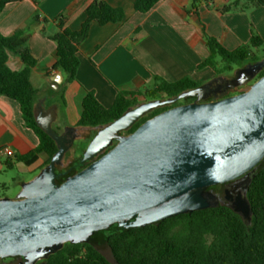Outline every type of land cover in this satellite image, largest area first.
Instances as JSON below:
<instances>
[{
	"label": "water",
	"instance_id": "1",
	"mask_svg": "<svg viewBox=\"0 0 264 264\" xmlns=\"http://www.w3.org/2000/svg\"><path fill=\"white\" fill-rule=\"evenodd\" d=\"M263 70L264 58L235 71L228 87L240 90L225 98L212 95L218 90L211 81L177 98L128 109L96 129L81 161L92 162L61 184L56 183V168L65 167L80 130L56 132V107H36V122L58 151L21 184L16 197L0 198V264L10 257L38 264L65 244L90 243L95 233L115 224L142 227L216 207L220 199L211 187L242 176L251 182L254 169L264 161V75L258 77ZM61 81V73L48 79L54 89ZM187 97L195 99L121 134L154 109ZM233 209L251 221L246 195Z\"/></svg>",
	"mask_w": 264,
	"mask_h": 264
},
{
	"label": "trees",
	"instance_id": "2",
	"mask_svg": "<svg viewBox=\"0 0 264 264\" xmlns=\"http://www.w3.org/2000/svg\"><path fill=\"white\" fill-rule=\"evenodd\" d=\"M22 0H0V12L10 3ZM164 0H134V10L138 13H148L156 4ZM213 0H192V7L198 9L202 3ZM264 7V0H229L220 12H245ZM85 20L79 30H72L66 25V18L60 15L55 18L58 31L50 36L56 43L53 67L46 71L48 77L52 71H62L66 82H74L80 65L78 57L79 46L87 39L90 27L96 23L104 26L109 23H120L125 19L121 7H113L103 0H93L84 10ZM39 12H35L32 21L39 20ZM209 56L198 66V69L210 67L215 72L211 81L227 80L234 77L235 68L254 58L251 48L264 46V40L251 30L249 44L235 50H228L214 37L203 30ZM28 36L24 31H16L11 36L0 34V96L16 101L21 110L25 125L31 129L39 140L38 146L26 155L16 156V162H22L30 167L45 156L41 169L47 166L58 151L55 141L37 124L35 109L38 90L31 82L32 70L38 61L27 46ZM17 55L23 63L19 71L12 70L8 61L10 55ZM259 60H251L249 64ZM242 68V67H241ZM264 75V70L259 77ZM210 81V82H211ZM203 85L190 77L176 82H167L155 78L152 88L139 92H119L110 108L104 107L95 94L88 91L83 99L82 114L77 124L78 128L93 131V136L81 153H67L65 167H57L56 183H63L68 177L79 172L90 162H81L83 153L97 133V128L110 124L121 117L128 109L141 103L156 99L177 98L185 91L196 89ZM219 99L237 93V89L224 84L216 88ZM63 92V88L60 90ZM195 97H187L171 105L156 108L141 118L130 130L134 132L146 120L171 107L190 103ZM213 100V97L210 99ZM62 103L65 105V101ZM8 168L12 163L6 162ZM254 176L247 188L246 198L251 207L252 219L245 220L229 205L219 204L216 207L183 213L165 220L142 227H123L112 225L107 230L95 233L90 243L65 244L52 254L45 264H264V161L254 169ZM216 187H211L215 189ZM0 187V198L6 197ZM134 220L128 221L132 223ZM99 247L100 249H97ZM106 248L109 258L104 252Z\"/></svg>",
	"mask_w": 264,
	"mask_h": 264
},
{
	"label": "crops",
	"instance_id": "3",
	"mask_svg": "<svg viewBox=\"0 0 264 264\" xmlns=\"http://www.w3.org/2000/svg\"><path fill=\"white\" fill-rule=\"evenodd\" d=\"M92 1L22 0L8 4L0 12L1 35L11 36L21 30L28 36L27 46L38 61L31 73V82L38 90L36 107L45 111L56 107L55 122L63 130L78 128L88 91L110 108L119 92L152 88L156 77L167 82L190 77L197 83H209L215 72L210 67L198 69L210 54L203 30L230 51L247 46L252 29L264 40V7L222 13L219 9L229 0L202 3L198 9L192 7V0H164L148 13H138L134 0H103L121 7L125 19L116 24L91 25L87 39L79 46L80 65L74 82H66L62 71H52L46 77V71L56 62V43L50 39L58 31L55 18L63 15L70 29L79 30L85 20L84 10ZM35 12H39L38 21H32ZM8 65L15 71L24 66L14 54ZM58 73L62 81L54 89L48 79ZM38 144L35 133L25 125L19 104L0 96V151L4 147L14 151L13 157L0 153V187L4 191L9 187L1 178L3 173L17 170L26 175L41 168L44 156L30 167L15 161L16 156L28 154ZM7 161L12 163L11 169ZM25 181L20 179L18 185Z\"/></svg>",
	"mask_w": 264,
	"mask_h": 264
},
{
	"label": "flooded vegetation",
	"instance_id": "4",
	"mask_svg": "<svg viewBox=\"0 0 264 264\" xmlns=\"http://www.w3.org/2000/svg\"><path fill=\"white\" fill-rule=\"evenodd\" d=\"M242 68H244V67H242ZM233 78L228 79V81L227 80L219 81L218 83H216L212 86V89L215 90L216 88L221 87L224 84L228 85L229 82ZM239 90H240V88L237 89V93L239 92ZM212 95L213 96L217 95V93H212ZM211 98L212 97H210L208 100H210ZM182 104H185V103H182ZM88 130L89 129H87L86 131H88ZM79 134H80L79 139H83L81 131H79ZM121 134L127 135V134H129V130L126 132H122ZM115 144H116V142H114L113 145H115ZM89 162L91 163L92 161H89ZM68 163H70V162L68 161ZM249 184H250V182H248V177L242 176V177H240V178H238L232 182L217 185V186H215L216 187L215 189H211L210 191L220 199V204L229 205L230 207L234 208L236 206V204L240 203L241 200L245 197ZM42 262L43 261L38 262V264H40ZM1 264H24V260L21 257H10V258H6V259L2 260Z\"/></svg>",
	"mask_w": 264,
	"mask_h": 264
},
{
	"label": "rangeland",
	"instance_id": "5",
	"mask_svg": "<svg viewBox=\"0 0 264 264\" xmlns=\"http://www.w3.org/2000/svg\"><path fill=\"white\" fill-rule=\"evenodd\" d=\"M251 51L254 54V58H252L251 60H256V59L257 60H261V59L264 58V47H261L259 49L251 48ZM251 60H248V61H246L243 64H238L237 66H235V68L237 69V68L245 67V66H247L250 63ZM204 84H206V83H204ZM53 129L56 132H58V133H62L63 132L62 127H58V122L53 123ZM80 131L82 133V138L83 139L76 140L75 143H74V146H73V148L71 150V152H76V155H79L81 153V149L87 145V143L89 141V138L91 136H93V132H91V131H86V130H80ZM44 159H46L45 156H44ZM64 160H68L69 161L68 158H65ZM39 168H37L34 173L26 174V175H22V173L18 172L17 170L7 171V173H3L1 178L4 180V182L9 187V189L4 192L5 195L7 197H11V198L16 197L19 194L20 190H21V186L18 185L19 184V180L20 179H25V180L28 181V180L32 179L35 175H37L40 172ZM103 252L109 258L111 257L110 253L108 252V250L106 248H103Z\"/></svg>",
	"mask_w": 264,
	"mask_h": 264
},
{
	"label": "built area",
	"instance_id": "6",
	"mask_svg": "<svg viewBox=\"0 0 264 264\" xmlns=\"http://www.w3.org/2000/svg\"><path fill=\"white\" fill-rule=\"evenodd\" d=\"M0 153L4 156L7 157H13L14 156V151L10 147H4L1 149Z\"/></svg>",
	"mask_w": 264,
	"mask_h": 264
}]
</instances>
